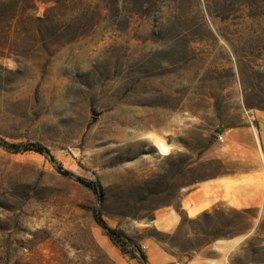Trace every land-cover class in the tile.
<instances>
[{
    "label": "rangeland",
    "instance_id": "374dc122",
    "mask_svg": "<svg viewBox=\"0 0 264 264\" xmlns=\"http://www.w3.org/2000/svg\"><path fill=\"white\" fill-rule=\"evenodd\" d=\"M260 124L264 0H0V264H264V205L180 210Z\"/></svg>",
    "mask_w": 264,
    "mask_h": 264
},
{
    "label": "crops",
    "instance_id": "0c3cea01",
    "mask_svg": "<svg viewBox=\"0 0 264 264\" xmlns=\"http://www.w3.org/2000/svg\"><path fill=\"white\" fill-rule=\"evenodd\" d=\"M225 137V144L210 153L212 161H220L221 171L195 185L181 199L180 210L188 216L191 213L200 215L218 205L238 210L264 205V125L262 129L253 126L231 128L225 132ZM162 217L167 224L172 215L166 211ZM241 235L240 240L218 242L211 250H226L229 254L250 236Z\"/></svg>",
    "mask_w": 264,
    "mask_h": 264
},
{
    "label": "trees",
    "instance_id": "16d2710c",
    "mask_svg": "<svg viewBox=\"0 0 264 264\" xmlns=\"http://www.w3.org/2000/svg\"><path fill=\"white\" fill-rule=\"evenodd\" d=\"M10 149L15 151L24 150L27 151H34L36 153H39L41 155H44L47 160L55 166L57 171L64 177L69 178L71 180H74L75 182L79 183L80 185L91 189L97 197L102 196V190L99 182L97 181H89L85 180L83 178L75 176L73 173H71L68 170H65L61 165H58L55 157L51 154L50 150L46 147H44L41 144H31L28 146H19V145H11L8 146ZM95 219L97 224L106 232V234L114 241L116 242L122 249H126L128 246L132 244L131 240L121 231L109 228L105 221L102 218V215L99 211H96L95 213ZM133 258H136L132 256ZM138 259H141L142 261H146V256L144 254L140 255Z\"/></svg>",
    "mask_w": 264,
    "mask_h": 264
},
{
    "label": "bare ground",
    "instance_id": "6f19581e",
    "mask_svg": "<svg viewBox=\"0 0 264 264\" xmlns=\"http://www.w3.org/2000/svg\"><path fill=\"white\" fill-rule=\"evenodd\" d=\"M157 148H158L160 154H162V155L168 153V148L162 141L157 140Z\"/></svg>",
    "mask_w": 264,
    "mask_h": 264
},
{
    "label": "built area",
    "instance_id": "2783aa9c",
    "mask_svg": "<svg viewBox=\"0 0 264 264\" xmlns=\"http://www.w3.org/2000/svg\"><path fill=\"white\" fill-rule=\"evenodd\" d=\"M225 138H226V137H225L223 134H222V135H219V136L217 137L218 141H220V142L225 141ZM142 249H143V251L145 252L146 250H148V247H147V246H143Z\"/></svg>",
    "mask_w": 264,
    "mask_h": 264
},
{
    "label": "water",
    "instance_id": "95a60500",
    "mask_svg": "<svg viewBox=\"0 0 264 264\" xmlns=\"http://www.w3.org/2000/svg\"><path fill=\"white\" fill-rule=\"evenodd\" d=\"M262 125H263V124H260V125H259V129H262Z\"/></svg>",
    "mask_w": 264,
    "mask_h": 264
}]
</instances>
